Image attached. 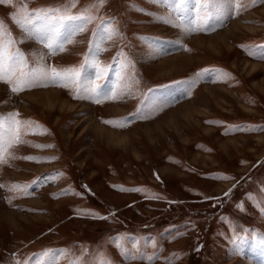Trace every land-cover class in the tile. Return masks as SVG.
<instances>
[{"label":"rangeland","instance_id":"rangeland-1","mask_svg":"<svg viewBox=\"0 0 264 264\" xmlns=\"http://www.w3.org/2000/svg\"><path fill=\"white\" fill-rule=\"evenodd\" d=\"M240 3L238 14L190 35L159 19L171 18L165 0L0 3L3 39L29 68L77 69L87 79L104 69L96 83L122 89L97 103L73 99L76 86L63 81L19 94L0 83V116L23 122L21 142L0 160V264H264V60L249 54L264 45V3ZM24 10L92 20L50 55L29 36ZM191 16L198 20L195 9ZM105 30L112 38L101 39ZM218 32L221 46L203 51L192 40ZM178 54L186 62L173 61ZM49 89L69 100L65 112L49 114L55 101L28 96ZM192 98L198 116L176 111ZM89 113L116 139L82 132Z\"/></svg>","mask_w":264,"mask_h":264},{"label":"snow or ice","instance_id":"snow-or-ice-1","mask_svg":"<svg viewBox=\"0 0 264 264\" xmlns=\"http://www.w3.org/2000/svg\"><path fill=\"white\" fill-rule=\"evenodd\" d=\"M8 0H0V3H7ZM257 2L264 3V0H252L253 5ZM103 3V0H100ZM191 5V7H189ZM98 5H94L96 7ZM166 9L170 10L171 18H159L164 23L170 24L172 27L180 28L186 35L195 34L204 31V26L208 25L213 19L228 13H239L241 7L240 0H165ZM191 9H195L198 20L194 22L191 16ZM23 23L30 37L38 41L44 42V46L50 49L49 54L64 50V43H72L71 36L86 31V25L91 22L92 16L81 14L79 16L69 15L67 13L53 15L45 10L37 12H23ZM79 23H76V22ZM67 34L63 42H57V38L61 36V30ZM114 30H105L104 38H112ZM3 25L0 24V83H6L10 86L12 93L19 94L34 86H40L37 81L43 79H52L54 81H63L62 87L76 86V95L73 99L79 98H96L99 103L100 99L116 100L122 95V89L118 86H109L107 84H98L105 76L104 69H97L95 79L82 78L81 73L77 69H66L58 71L56 68L37 69L29 68L23 53L14 48L15 41L9 38L7 41L3 39ZM188 51V49H184ZM249 54L258 56L264 60V45L259 46V50L253 52L249 49ZM93 68H97L95 61H91ZM46 86V85H44ZM17 113H11L7 117L0 116V160L3 154L12 144H19L20 130L23 122L17 119ZM105 123H108L105 121ZM227 179V178H224ZM228 193H225L227 196ZM243 237H237L233 240V253L237 256L243 253ZM264 245V237L258 241ZM143 257H141L142 259Z\"/></svg>","mask_w":264,"mask_h":264},{"label":"bare ground","instance_id":"bare-ground-1","mask_svg":"<svg viewBox=\"0 0 264 264\" xmlns=\"http://www.w3.org/2000/svg\"><path fill=\"white\" fill-rule=\"evenodd\" d=\"M221 32H218V33H216V34H214L212 36H208V37L196 36V37H193L192 40L194 42H196L195 45L200 50H203L204 51L206 44H210L212 42H215L217 44V46L218 45L221 46L222 43H225L226 42V40L222 36V33ZM217 38H218L219 41L216 42L215 39H217ZM186 58L187 57H186L185 54H178V55H176V57H175V59L173 61L180 62V63H184V62H186ZM166 60L167 59H165V61ZM242 61L245 62L244 64H246V65L247 64L248 65H252L251 67H254V66L258 65V64L252 63V62H250V61H248L246 59H242ZM160 62H162V60ZM163 62H164V60H163ZM197 90L195 91V93L197 92ZM45 91H42L41 93H40V91L28 93V96L30 97V100L32 102H38V100H41L42 99V100L45 101V102L44 101H42V102H44V103H46V104H48L50 106H52L51 101H55L56 105H54L53 108H51V109H47V111H46V109H42L43 113H45V111L47 113H49V114L54 113L56 111L57 112H60V113L65 112V108L70 105L69 104V100H65V99L61 98V96L59 94H57L58 93V90L49 89V90H47L48 92H45ZM193 99L194 98H192L190 101L185 102L182 105H180L176 111L181 110L183 112H186L188 114V116H191V117H193L192 116V112H193L196 116H198L193 111L192 107H190V103H191V101ZM55 107H57L58 109L55 108ZM83 107H85V106H83ZM83 107H82V109H83ZM77 108L72 109L71 112L74 111V110H77ZM84 109L88 110L87 108H84ZM108 109H110V108H108ZM110 110L111 111H116L117 113L118 112H124V110L123 109H120V108L119 109H115V110H113V109H110ZM88 111L90 112V110H88ZM84 118L87 119V120H89V123H87L86 126L82 129V132H84V131L87 132V133L96 132V135L97 136L96 135H94V136H95V138H97L99 140H102V139L108 138V137L110 138V140L116 139V136H113L114 131H112V130L106 128V127L98 126V124L94 122L96 120L93 118V114L89 113ZM91 119H93V121ZM187 119H188V117L185 120H187ZM90 120H91V122H90ZM174 128L176 129L175 131L178 133L177 127L175 126Z\"/></svg>","mask_w":264,"mask_h":264}]
</instances>
